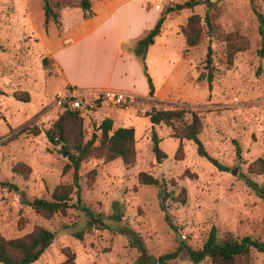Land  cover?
Instances as JSON below:
<instances>
[{"label":"rangeland","instance_id":"374dc122","mask_svg":"<svg viewBox=\"0 0 264 264\" xmlns=\"http://www.w3.org/2000/svg\"><path fill=\"white\" fill-rule=\"evenodd\" d=\"M100 1L93 0V4ZM185 1L149 0L153 7L144 16L147 24L158 13L155 4L161 14ZM211 1L219 2L215 18L225 38L204 34L198 47L188 48L183 29L190 16L204 18L206 6L168 15L165 35L150 47L146 61L161 97L167 100L157 102L148 96L130 109L113 108L120 113L123 128L136 129L135 165L126 167L121 159L108 163L96 158L84 163L81 204L75 193L66 215L47 219L29 203L50 199L57 186L74 183L73 171H66V153L46 135L62 113L51 104L66 85L41 42L53 36L44 29L41 0H0V235L19 238L38 227L55 233L51 246L34 264H62L65 247L75 252V264H151L152 257L161 264L159 257L176 251L181 243L201 249L213 227L220 238L231 233L264 240V201L245 180L249 177L264 184V59L258 54L264 37V0ZM69 10L79 11L83 18L79 8L65 9L63 14ZM119 14L129 31L142 16L139 2L129 3ZM71 17L67 12L64 23L68 25ZM209 46L214 58L211 92L206 80H198L201 73L208 72L205 59ZM44 58L49 61L47 67ZM143 84L139 81L137 85L138 95H144ZM27 97L28 102L22 101ZM151 103L157 109L198 113L203 121L200 139L208 155L227 170L221 171L202 157L193 141H182V159L177 160L180 141L164 124L154 127L167 155L157 163L152 123L146 116L153 109ZM101 116L102 112L97 115ZM186 119L190 120V115ZM83 129L86 140L99 133L97 124L87 116ZM142 172L159 178L164 186H142L138 178ZM183 189L186 204L170 198L162 205L164 191L179 196ZM117 212L122 213L121 223L114 219ZM92 216L101 217L106 228L101 224L89 227ZM122 226L140 237L146 253L120 233ZM79 233H83L82 239ZM251 258L252 264H264V254L257 250ZM167 264L193 263L183 254Z\"/></svg>","mask_w":264,"mask_h":264},{"label":"trees","instance_id":"16d2710c","mask_svg":"<svg viewBox=\"0 0 264 264\" xmlns=\"http://www.w3.org/2000/svg\"><path fill=\"white\" fill-rule=\"evenodd\" d=\"M251 1L255 2L256 0ZM41 3L46 32H48L51 24L56 26L59 34L63 32L62 14L65 9L79 8L82 11L84 20H89L94 16L93 0H41ZM218 3H214L211 0H187L183 3L169 6L160 14L157 23L150 31L144 34L140 40L125 46V49L134 54L140 62L145 63L150 47L155 44L156 39L163 32L167 16L183 10H193L195 7L201 5L207 8L205 17L202 18L199 15L190 16L183 29L187 47H198L203 41L204 34H207L210 38L222 40L225 37L215 18ZM205 29L206 32L204 31ZM261 32L263 33L262 29ZM258 54L264 59V37ZM48 63V59L44 58L43 65L47 67ZM205 69L208 72L201 73L198 80H206L211 92L214 80V58L211 46L207 50ZM145 76L149 87L148 96L154 98L155 85L146 66ZM22 101L28 102V97ZM60 110L62 111L61 115L52 128L47 131L46 135L53 145L61 146V150L66 153L69 159L66 171H73L74 183L72 185L57 186L50 199L37 198L29 203L36 213L47 219L52 218L56 214L66 215L68 210L72 208L71 201L73 195L76 193L79 196L81 169L84 163L95 158L108 163L121 159L126 167H133L137 156L135 129L133 127L114 130L113 120L106 118L98 128L99 133H94L91 139L86 140V131L83 129L84 116L77 111H71L67 108ZM187 115H190V120L186 119ZM146 116L150 118L152 123V151L157 163H162L167 158V155L160 148L161 139L154 127L164 124L172 129V137L180 141L176 154L177 160L182 159V141H193L198 145V152L202 157L209 158L221 171L227 170L208 155L200 139L203 121L198 113L185 109L163 110L154 108L152 111L147 112ZM35 134L39 133L35 131ZM237 152L240 153L239 147L237 148ZM261 162V172H264V161ZM138 178L142 186H164L159 178L148 173L142 172ZM245 180L256 195L264 201V184L255 182L249 177H245ZM9 186L12 190H18L13 185ZM170 198L176 202L186 204V190L183 189L179 196H174L172 192L168 193L164 191L162 194V205L164 206L165 202ZM78 202L81 204L80 196L78 197ZM81 209L86 211L84 206ZM117 211H120L118 205ZM114 219L121 223L122 213L117 212ZM96 224H101L103 228H106V224L101 217L92 216L89 218V227H94ZM119 231L140 252H147L143 250V242L135 232L124 226ZM77 236L79 239H82L83 233H79ZM55 238V233L43 227H38L33 232L19 238L8 239L0 235V264H34L40 260ZM253 250L264 254V240L251 236L239 238L231 233H227L224 237L220 238L217 228L213 227L201 249H193L181 243L176 251L160 256L159 262L167 264L186 254L193 264H202L204 262H208V264H252L251 254ZM63 253L66 256V260L62 264H75L76 254L71 248L65 247Z\"/></svg>","mask_w":264,"mask_h":264},{"label":"crops","instance_id":"0c3cea01","mask_svg":"<svg viewBox=\"0 0 264 264\" xmlns=\"http://www.w3.org/2000/svg\"><path fill=\"white\" fill-rule=\"evenodd\" d=\"M137 1L142 16L138 20V25L131 26L127 31L126 25L120 22L119 12L121 9H126L129 3L133 5ZM156 6L157 4L154 7L158 13L153 22H149L150 24H147L144 17L153 7L149 0H102L96 5L93 4L94 16L89 20L81 18L79 11L69 10L67 12L72 16V19L68 25L65 24L63 20L67 12L63 14L64 30L61 34L58 33L56 26L51 24L49 33L52 32L53 36L48 37L46 43L42 39L41 42L48 50V55L60 68L66 85L65 89L131 91L138 95L141 93H137V85L141 81L146 86V90L144 95L138 96L141 99H149L145 65L134 54L127 51L125 46L140 40L155 26L160 17V10ZM117 24H119V29H117ZM163 35L165 32H162L159 37ZM148 57L149 51L147 59ZM120 67H123L121 72ZM154 85V101L167 100L161 97L158 87L155 83ZM144 104L146 103L144 102ZM153 104H150L151 108L154 107ZM100 112H102V116L99 118L97 115ZM85 116L91 122L94 121L97 128L106 118L113 120L114 130L124 127L117 109L106 105H102ZM133 128L135 129V127Z\"/></svg>","mask_w":264,"mask_h":264},{"label":"built area","instance_id":"2783aa9c","mask_svg":"<svg viewBox=\"0 0 264 264\" xmlns=\"http://www.w3.org/2000/svg\"><path fill=\"white\" fill-rule=\"evenodd\" d=\"M139 99L140 97L134 92L68 88L63 92L57 93L51 106L57 109L67 108L85 116L102 105L111 108L130 109L134 104H137Z\"/></svg>","mask_w":264,"mask_h":264},{"label":"water","instance_id":"95a60500","mask_svg":"<svg viewBox=\"0 0 264 264\" xmlns=\"http://www.w3.org/2000/svg\"><path fill=\"white\" fill-rule=\"evenodd\" d=\"M144 65L146 66L145 63H144ZM64 156L66 157L67 155L64 154ZM179 240H181V237H180V236H179ZM150 263H151V264H157V259H156L155 257H152V258L150 259Z\"/></svg>","mask_w":264,"mask_h":264}]
</instances>
